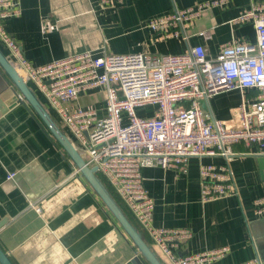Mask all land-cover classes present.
Masks as SVG:
<instances>
[{
	"label": "crops",
	"instance_id": "obj_1",
	"mask_svg": "<svg viewBox=\"0 0 264 264\" xmlns=\"http://www.w3.org/2000/svg\"><path fill=\"white\" fill-rule=\"evenodd\" d=\"M204 1L19 0V16L8 20L5 27L35 66L85 51L161 56L180 54L197 45L209 58H215L219 46L232 39L255 42L252 26L231 20L263 0H230L223 9L204 11L186 28V42L163 38L145 25L174 8ZM43 22L54 24L55 30L42 34ZM0 50L9 60L2 46ZM5 80L0 69V221H6L0 228L1 250L13 264H127L139 256L29 105L9 103L14 89ZM254 94L238 90L219 93L203 107L213 118L231 126L234 109L243 97ZM35 95L46 108L43 99ZM77 103L91 104L99 116L104 114L101 90L80 95ZM233 151L240 153L228 161L236 195L207 203L200 199L198 167L222 166V158H189L184 173L144 168L143 185L154 206L153 225L190 230L191 237L182 246L184 253L228 247L227 255L212 264H243L255 257L264 264V216H256L252 206L255 198L264 197V155H255L240 144L234 145ZM10 174L13 177L9 179ZM97 176L105 186L106 181ZM120 204L152 252L166 264L121 200Z\"/></svg>",
	"mask_w": 264,
	"mask_h": 264
},
{
	"label": "built area",
	"instance_id": "obj_2",
	"mask_svg": "<svg viewBox=\"0 0 264 264\" xmlns=\"http://www.w3.org/2000/svg\"><path fill=\"white\" fill-rule=\"evenodd\" d=\"M174 2V0H171ZM230 0H207L146 22L163 38L188 40L186 28L210 9H223ZM20 14L19 0H0V46L19 77L39 95L89 168H94L122 201L151 239L166 264H212L227 255L228 247L202 252L182 251L191 237L188 229L153 225V202L143 185L142 170L157 167L184 173L189 158L218 157L222 166L200 164L198 178L203 203L236 195L228 161L243 145L264 155V0L243 9L231 20L250 25L256 40L232 39L209 58L200 46L180 54L151 56L85 51L31 64L6 30L5 23ZM50 22L40 25L42 34L52 32ZM103 92L104 114L91 105L77 103L80 95ZM254 91L243 97L233 111V124L208 114L203 104L224 92ZM152 107V114L137 109ZM10 174L8 178H12ZM256 216H264V197L252 202ZM243 264H260L255 257Z\"/></svg>",
	"mask_w": 264,
	"mask_h": 264
},
{
	"label": "water",
	"instance_id": "obj_3",
	"mask_svg": "<svg viewBox=\"0 0 264 264\" xmlns=\"http://www.w3.org/2000/svg\"><path fill=\"white\" fill-rule=\"evenodd\" d=\"M0 69L4 73L8 81L5 80L7 86L13 87V97L9 103L28 104L33 110L41 123L49 132L53 140L63 150L67 158L73 163L75 168L79 171L81 176L90 185L93 191L97 194L101 202L130 238L139 256H134L127 264H162L156 255L152 252L142 235L131 224L121 208L115 202L109 191L99 180L96 170L86 166L84 160L76 151L68 137L57 125L51 114L41 104L38 97L31 90V88L19 77L14 68L10 65L8 60L0 50ZM5 220L0 221V228L5 224ZM0 264H13L7 254L0 248Z\"/></svg>",
	"mask_w": 264,
	"mask_h": 264
},
{
	"label": "trees",
	"instance_id": "obj_4",
	"mask_svg": "<svg viewBox=\"0 0 264 264\" xmlns=\"http://www.w3.org/2000/svg\"><path fill=\"white\" fill-rule=\"evenodd\" d=\"M52 116V114H51ZM52 118L54 119V117L52 116ZM54 121L56 122V120L54 119ZM57 123V122H56ZM58 125V123H57ZM59 126V125H58ZM60 127V126H59ZM61 128V127H60ZM62 130V128H61ZM63 131V130H62ZM58 145V144H57ZM103 183L105 184V187L107 188V190L109 191L110 195L113 197V199L115 200V202L123 209V211L125 210L124 207L122 206V204H120V200L117 197V195L113 192V190L108 186V184L106 182L103 181Z\"/></svg>",
	"mask_w": 264,
	"mask_h": 264
},
{
	"label": "rangeland",
	"instance_id": "obj_5",
	"mask_svg": "<svg viewBox=\"0 0 264 264\" xmlns=\"http://www.w3.org/2000/svg\"><path fill=\"white\" fill-rule=\"evenodd\" d=\"M150 109H152V107H146V108L143 109V110L137 109V113H138V115H140V114H142V113H144V112H146V111H149Z\"/></svg>",
	"mask_w": 264,
	"mask_h": 264
}]
</instances>
